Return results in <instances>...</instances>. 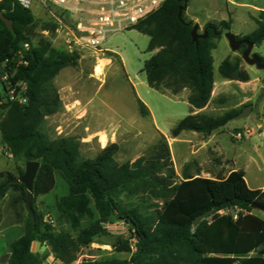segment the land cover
Wrapping results in <instances>:
<instances>
[{
    "label": "trees",
    "instance_id": "obj_1",
    "mask_svg": "<svg viewBox=\"0 0 264 264\" xmlns=\"http://www.w3.org/2000/svg\"><path fill=\"white\" fill-rule=\"evenodd\" d=\"M185 4L188 7V0H166L131 29L148 36V51L155 52L143 67L149 87L175 96L188 90L191 109L201 110L209 105L214 92L212 53L216 41L231 31V20L207 22V37L195 42L191 36L194 24L185 19L187 8L179 17ZM1 13L12 21L13 31L0 20V62L29 45V65L18 71V78L28 85L27 103L0 108L1 142L13 158L40 164L33 190L34 218L26 209V187L13 183L17 177L12 173H0V201L10 191L18 192L16 202L22 201L27 211L26 216L17 213L23 235L10 245L7 264H45L33 251L35 242L48 244L60 264H74L83 249L110 236L107 225L115 221L126 224L130 236L119 238L113 248L117 253L131 254L130 259L107 257L84 264H264V218L254 207L264 208V190L250 189L244 171H232L226 178H202L184 170L179 178L162 134L148 154L123 164L116 160L119 146L115 143L95 158L81 160L78 139H50L43 125L47 117L62 109L54 80L63 69L76 67L79 55L58 52L48 40L34 46L29 33L35 23L31 10L6 1L0 4ZM252 19L256 29L236 39L260 46L264 41V10ZM44 28L55 30L56 25ZM219 74L227 81L250 80L238 61L230 58L221 63ZM138 103L141 115L150 116L148 107L140 100ZM241 111L216 117L190 113L172 129L171 137L182 132L210 136ZM24 170L19 169V176ZM57 176L67 184L68 193L56 200L53 225L45 221L34 202L55 189ZM124 197L139 201L131 204L124 202ZM228 210L237 214L222 213ZM209 211L213 214L194 226V220Z\"/></svg>",
    "mask_w": 264,
    "mask_h": 264
},
{
    "label": "rangeland",
    "instance_id": "obj_2",
    "mask_svg": "<svg viewBox=\"0 0 264 264\" xmlns=\"http://www.w3.org/2000/svg\"><path fill=\"white\" fill-rule=\"evenodd\" d=\"M37 6L38 4H34L31 10L35 19L29 32L32 44L38 46L41 40H48L56 51L68 53L55 30L44 28L47 24H53L52 15L62 18V13L53 4L48 5V11L37 9ZM260 10H264V0H188L185 19L198 24L200 33L207 22L231 20V32L243 37L249 36L256 29L252 18ZM225 33L216 41L217 48L212 53L216 84L214 98L204 114L222 116L243 110L248 105H253V110L249 117L234 119L216 131L218 147L214 140L210 150L202 148L199 143L202 134L196 132H183L177 138L171 137L176 124L190 114L189 91L184 90L175 96L149 87L143 67L155 52L148 51L149 37L133 29L111 34L103 47L109 51L98 54L84 51L79 55L76 67L63 69L59 73L54 85L58 90L62 109L46 119L43 132L52 140L62 137L81 140L96 133L97 143L100 135H106L108 145L116 141L120 146L116 155L119 164L132 163L148 154L158 143L162 133L168 137L173 166L180 176L186 170L202 178H224L236 167L244 171L249 188L264 187V71L245 63L242 50L232 52ZM252 53L264 58V41L260 46H255ZM226 58H230L232 62L238 61L240 68L249 74L250 80L243 83L223 79L219 74V67ZM107 61L109 63L102 67ZM96 68H102L101 74H97ZM138 100L148 107L150 116L141 115ZM64 105H68L71 110ZM81 117L82 120H77ZM244 130L250 131L251 137L236 140L234 135ZM213 147L217 148L216 154L211 152ZM80 151L81 160H84L95 158L101 149L95 143L90 147L82 146ZM25 167L26 161L23 158H13L7 154L0 135V172H10L18 178L19 169ZM65 185L63 179L57 176L56 188L51 193L36 198L34 202L47 221L53 220V225L56 220L55 203L58 197L66 193ZM19 196L18 192L10 191L0 201V218L14 221L18 212L26 216L25 204L22 201L16 202ZM123 201L136 204L139 200L124 197ZM222 213L237 214V211ZM255 213L264 218L263 211ZM107 229L110 236L98 238L90 247L83 249L74 264L107 257L130 259L131 254L117 253L113 248L119 238H129L128 226L115 221L107 225ZM134 247L132 242V248ZM44 259L45 262L49 261L47 264L53 263L48 256Z\"/></svg>",
    "mask_w": 264,
    "mask_h": 264
},
{
    "label": "built area",
    "instance_id": "obj_3",
    "mask_svg": "<svg viewBox=\"0 0 264 264\" xmlns=\"http://www.w3.org/2000/svg\"><path fill=\"white\" fill-rule=\"evenodd\" d=\"M6 1H13L28 10H32L34 4H38L37 9L47 11L49 4L56 6L63 16L52 15L55 34L61 38L68 53L80 55L84 51L96 54L109 51L103 47L111 34L131 29L146 20L166 0H0V4ZM28 49L26 44L11 58L0 62V108L27 103L28 85L18 78V71L29 65ZM250 137L248 130L234 135L238 141ZM132 249L135 251V247Z\"/></svg>",
    "mask_w": 264,
    "mask_h": 264
},
{
    "label": "water",
    "instance_id": "obj_4",
    "mask_svg": "<svg viewBox=\"0 0 264 264\" xmlns=\"http://www.w3.org/2000/svg\"><path fill=\"white\" fill-rule=\"evenodd\" d=\"M187 8V5L185 4L182 8L179 10V17H181L182 12ZM0 20L7 26V28L10 31H13V24L12 21L9 20L3 13L0 14ZM191 36L193 41H197L201 38L207 37V31L203 30L201 33L199 32V25L194 24L193 29L191 32ZM225 37L229 43V46L232 50V52H238L242 49L243 46H246V49L242 51V59L245 63H247L249 66H254L258 70L264 71V63L261 61L260 57L257 54H253V48L255 47L253 43H251L247 39H241L237 40L236 35H234L231 31L225 33ZM253 110V105L246 106L239 115L235 117L236 120L245 119L250 116L251 112ZM262 130L264 131V124L262 125ZM40 164L38 162H27L26 167L24 170V173L19 176L18 178L13 180V183L15 184H23L26 187V209L30 216L34 218V209H33V190H34V183L36 176L39 171ZM255 208L264 211V208H260L256 205H254ZM213 214V211H209L206 213H203L199 215L194 220V226H197L200 221H202L204 218L210 216Z\"/></svg>",
    "mask_w": 264,
    "mask_h": 264
},
{
    "label": "crops",
    "instance_id": "obj_5",
    "mask_svg": "<svg viewBox=\"0 0 264 264\" xmlns=\"http://www.w3.org/2000/svg\"><path fill=\"white\" fill-rule=\"evenodd\" d=\"M206 24V23H205ZM205 26V25H204ZM215 84H216V81H215ZM214 98V92H213V95H212V99H211V102ZM211 102L209 103V105L204 108V109H201V110H196V109H191L190 107V113H193V114H204ZM64 107L68 108L69 110H71V108L68 106V105H64ZM89 114V113H88ZM56 115V114H55ZM205 115V114H204ZM53 116V115H52ZM50 117V116H49ZM49 117H47L46 119H48ZM84 118V117H83ZM77 120H82V117L81 119H77ZM220 130V129H219ZM218 131V130H217ZM183 133V132H182ZM182 133L180 135H182ZM162 134V133H160ZM103 135V134H102ZM163 135V134H162ZM179 135V136H180ZM106 136V135H105ZM160 136V135H159ZM165 136V135H164ZM178 136V137H179ZM202 140L199 141V143L201 144L202 148H206L208 150H210L209 148L211 147L210 145L212 144V142L215 140V146L218 147L219 146V142L215 139L216 138V131L213 132L210 136H205L202 134ZM107 137V136H106ZM166 138H168L167 136H165ZM97 138V135L96 133H94L93 135L87 137V138H82L81 140L78 139L79 143H80V149L82 146L84 147H90L92 145H94L95 143L97 144V146H99V148L101 149V151L106 147L108 146V143H106L105 146H103L100 142V139H101V135H100V139L97 142H95ZM107 142H108V138H107ZM113 143L117 144L116 141H114ZM112 144V143H111ZM119 146V144H117ZM119 149H120V146H119ZM216 149L211 148V152H215L214 154H216ZM100 151V152H101ZM81 152V151H80ZM99 152V153H100ZM97 156V155H96ZM238 170H242V169H238V168H233L230 172L232 171H238ZM243 171V170H242ZM4 172V171H2ZM230 172L227 173V175L225 176V178L230 174ZM1 173V172H0ZM10 173V172H8ZM13 174V173H12ZM178 174V173H177ZM195 176H197L196 174H194ZM178 176H180L178 174ZM181 177V176H180ZM61 178V177H60ZM64 181V180H63ZM65 182V181H64ZM56 185H57V177H56ZM67 186V184L65 185ZM56 188V186H55ZM251 189V188H250ZM256 189H263L264 190V187H258ZM256 189H253V190H256ZM68 193V186H67V190H66V193ZM63 196V195H62ZM40 197V196H39ZM59 198V197H58ZM36 206V205H35ZM37 211H38V208L36 207ZM39 212V211H38ZM40 213V212H39ZM54 213L56 215V209L54 210ZM46 222L50 223L51 221L53 220H50V221H47V219H45ZM23 235V226L17 222V220L15 219L14 221L13 220H7L5 218H0V264H7V260H8V257L10 256L11 254V249H10V245L12 244V242H14L16 239L20 238L21 236ZM33 251L34 253H37L39 254L42 258H46V256L49 257L50 260H52V264H60L57 260L54 259L53 255L51 254L50 252V247L48 244H41L39 242H35L33 244ZM49 254V255H48ZM49 261L45 262L46 264L48 263Z\"/></svg>",
    "mask_w": 264,
    "mask_h": 264
},
{
    "label": "bare ground",
    "instance_id": "obj_6",
    "mask_svg": "<svg viewBox=\"0 0 264 264\" xmlns=\"http://www.w3.org/2000/svg\"><path fill=\"white\" fill-rule=\"evenodd\" d=\"M108 63H109L108 61H107V62H104L102 67H105ZM97 66H98V65H97ZM96 72H97V74H101V72H102V68H96ZM99 77H100V76H99ZM100 142H101V144H102L103 146H105L106 143H107V137H106L105 135H101Z\"/></svg>",
    "mask_w": 264,
    "mask_h": 264
}]
</instances>
